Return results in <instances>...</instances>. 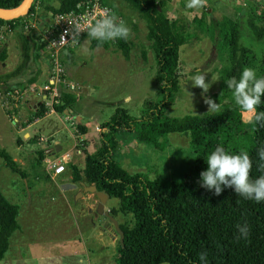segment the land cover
<instances>
[{
    "label": "rangeland",
    "instance_id": "rangeland-1",
    "mask_svg": "<svg viewBox=\"0 0 264 264\" xmlns=\"http://www.w3.org/2000/svg\"><path fill=\"white\" fill-rule=\"evenodd\" d=\"M42 2L52 7L57 5L56 0ZM103 2L112 10L114 7L113 14L123 19L132 29V35L126 41L128 58L125 59L121 55L112 41L106 48H90L89 44H79L64 51L61 64L66 79L79 86L69 91L75 98L70 113L50 112L49 106L40 97L39 87H33L34 82V85L29 84L40 62L49 66V50L39 36L37 44L40 49L35 56H32L31 52L28 53L18 78H10L5 86L0 83V149L7 152L16 163L17 169L25 174L22 178L19 173L12 172L0 158V193L9 204L15 203L19 207L20 215L16 219L20 229L10 236L8 249L0 264H115L119 247L117 234H108V238L113 240L112 245L93 242L95 239L90 236L91 224L96 218L93 214L90 217L91 213L84 197H76L79 191L74 188L75 184L70 187V170L65 167L64 173L58 178L50 179L45 173L44 159L38 163L35 154L38 150H49L47 158L53 160L65 153L67 163L81 170L84 157L99 145L100 124L108 120L115 109L119 108L129 116L139 117L144 109V102L157 101L154 52L145 40V22L123 0ZM185 2L186 0H169L164 8L167 19L178 21L187 36L178 48V92L171 105L164 110L167 117L207 113L203 96L212 98L220 105L228 102V98L219 93L221 70L226 64L224 53L218 49L217 35L207 28L209 20L228 18L237 23L238 43L250 51L251 60L247 66L254 68L257 75L260 70V58L264 55V34L260 39H256L246 28V18L253 11L257 16L258 28L264 32L263 0H207L206 7L199 10L186 8ZM37 5L38 17L43 4L38 1ZM47 13L46 17L41 19L42 24H38L44 28L48 27ZM204 14L206 16L202 18L203 23H197ZM16 34L14 30L4 31L2 36L7 38L6 44L3 38L0 39V51L5 52V59L0 61V76L9 73L19 63L20 51ZM197 69L206 72V82L218 78L211 83L209 91L203 93V96L202 90L193 87L190 80ZM46 77L43 73L36 79L45 82ZM13 91L17 92V95H12L13 98L4 95ZM187 92L194 95L189 97ZM41 106L44 118L33 127L21 130L27 117L40 111ZM249 115L241 112L245 132L251 129V125L245 123ZM76 124L85 126L86 133L80 134ZM57 142L60 150L54 153L52 147ZM116 143L112 155L115 162L129 174L145 173L149 180L161 178L179 182L193 159L188 137L179 134L167 135L162 139L159 149L137 141L131 133H121L116 137ZM79 177V182L88 185L82 173ZM105 207H109L114 213L113 217L120 230L132 227L131 216L115 210L118 207L116 200L109 199ZM81 215H89V218L82 221ZM97 217L99 221L105 219L101 215ZM36 226L39 228L36 234H33ZM110 226L108 223L104 225L108 230H112ZM29 231L33 236H30ZM31 237L38 243H41L40 239L46 241L52 238L44 242V245L47 246V242L53 244L43 249L37 247L36 252L28 247H19L22 240L30 241Z\"/></svg>",
    "mask_w": 264,
    "mask_h": 264
},
{
    "label": "trees",
    "instance_id": "trees-1",
    "mask_svg": "<svg viewBox=\"0 0 264 264\" xmlns=\"http://www.w3.org/2000/svg\"><path fill=\"white\" fill-rule=\"evenodd\" d=\"M22 0H0V9L16 8ZM81 0H56V7L43 4L40 19L46 13H67ZM133 8L146 24L145 40L154 52V79L157 84V101L144 102L139 117H132L117 108L108 120L101 123L98 134V147L87 154L82 168L66 163L70 170V179L79 182L82 173L88 185L118 203V212L129 214L132 227L121 230V243L117 249L115 264H202L198 259L201 251H206L208 264H264V201L259 203L237 195L232 188H224L221 195L202 188L199 184L200 172L207 169L204 156L223 147L227 152L238 154L247 152L253 161L251 177L262 173L257 171L259 157L257 150L264 146V128L251 125L249 132L243 130L241 110L234 105L231 91L224 81L232 76L237 78L243 67L251 60L249 50L239 45L238 25L228 18L209 20L207 28L218 37V49L224 53L226 62L221 70V96L228 102L221 105V111L183 117H167L164 110L169 107L178 92L176 74L178 48L187 39L178 21H169L164 8L169 0H123ZM264 1V0H263ZM32 0L26 14L34 11ZM112 6V5H111ZM256 6V4H253ZM114 10V7H113ZM112 10V11H113ZM24 16V15H23ZM0 19V26L11 24L22 18ZM197 23H203L202 18ZM246 28L256 39L264 34L258 28L257 16L252 11L246 18ZM21 31V30H19ZM19 44V63L7 74L0 76L2 86L16 76L31 52L36 55L40 49L32 34L22 35L16 31ZM110 42L99 45L96 40L89 42L90 48H106ZM121 55L128 58V46L125 40L112 41ZM99 45V46H98ZM4 50L0 51V61L5 59ZM62 62V60H61ZM258 76H264V55L259 61ZM34 79L30 80L31 82ZM11 90H9L10 92ZM257 111H264V96ZM75 102L74 96L60 90L58 102L51 105L55 114L70 113ZM40 111L27 117L25 127L35 119L43 117ZM80 134L87 129L76 124ZM121 133L134 134L139 142L160 148L161 141L169 134L188 137V146L193 154L187 172L179 182L154 178L149 180L145 173L129 174L119 166L112 155L116 149V137ZM44 150L35 152L40 163L47 154ZM0 158L12 172L24 178L25 174L17 169L9 154L0 149ZM223 187V186H222ZM112 215L114 213L111 212ZM17 207L9 204L0 193V260L9 246L10 236L18 231L16 221ZM247 222L250 232L247 239L239 235L236 225Z\"/></svg>",
    "mask_w": 264,
    "mask_h": 264
},
{
    "label": "clouds",
    "instance_id": "clouds-1",
    "mask_svg": "<svg viewBox=\"0 0 264 264\" xmlns=\"http://www.w3.org/2000/svg\"><path fill=\"white\" fill-rule=\"evenodd\" d=\"M207 0H186L185 7L188 9H202L206 7ZM87 33L89 42L96 40L99 45L105 42L122 39L127 41L132 35V29L123 20L114 14L105 13L101 16L92 17L85 26L71 27V31L66 35L71 37L73 43H78L81 32ZM65 39L64 36L61 37ZM98 45V46H99ZM192 86L199 87L203 93H207L211 83L218 80L212 79L206 82V72L197 69L191 76ZM226 87L231 91L234 105L242 112L250 114L245 120L246 124L264 128V111H257L264 96V76H258L256 70L245 66L242 68L239 77L232 76L224 81ZM189 97L194 94L187 92ZM203 102L207 105V113L221 111V105L208 96H203ZM259 162L257 171L262 174L257 178L251 177L253 161L247 152L233 154L227 152L223 147L216 146L213 151L204 156L207 169L200 172L199 184L202 188L213 191L216 196L221 195L224 188H232L234 192L245 199L254 200L259 203L264 201V146L257 150ZM223 186V187H222ZM239 235L237 239H247L249 236V226L245 221L236 225ZM207 252L201 251L198 259L202 264H208Z\"/></svg>",
    "mask_w": 264,
    "mask_h": 264
},
{
    "label": "built area",
    "instance_id": "built-area-1",
    "mask_svg": "<svg viewBox=\"0 0 264 264\" xmlns=\"http://www.w3.org/2000/svg\"><path fill=\"white\" fill-rule=\"evenodd\" d=\"M39 0H34V11L25 14L18 21L11 22V24H4L0 26V39L3 38L4 31H18L22 35L32 34L36 39L41 37V41L49 50L48 65H46V81L39 88L40 97L42 101L47 104L52 112L51 105L58 102L60 90L73 91L79 86L73 82L67 81L64 74V69L61 64L63 52L72 47L79 45L81 42L87 40V33L81 32L79 42L73 43L71 37L66 35V32L71 31V27L77 25L83 27L87 21L92 17L101 16L105 13L113 14L112 9L107 6L103 0H81L74 9L61 14L47 13L49 19L48 27L44 28L43 20L37 17L36 7ZM42 21V22H41ZM41 23L40 25H38ZM37 26V27H36ZM21 30V31H19ZM64 36L65 39L61 37ZM38 52V51H37ZM8 98H13L12 95H17L16 91L13 93H4ZM6 102V101H5ZM67 163V156L62 154L57 159L44 158V169L46 175L50 179L58 178L65 171Z\"/></svg>",
    "mask_w": 264,
    "mask_h": 264
},
{
    "label": "crops",
    "instance_id": "crops-1",
    "mask_svg": "<svg viewBox=\"0 0 264 264\" xmlns=\"http://www.w3.org/2000/svg\"><path fill=\"white\" fill-rule=\"evenodd\" d=\"M9 34H11V33H9ZM3 39H4V43L6 44L7 42V38L6 37H3ZM84 44H89V41H87V40H85V41H83V42H81L80 43V46L81 45H83L84 46ZM36 55H37V53H36ZM39 58V57H38ZM10 71H12V70H10ZM9 71V72H10ZM43 73H45V76H46V65L44 64V63H42V62H40V65H39V67H38V69H36L35 70V73H34V75H33V81L32 82H34V84H32V82H30L29 84H31V85H34L33 87H39L40 88V86L42 85V84H44V82L42 81V82H39V79H36V78H40V76H41V74H43ZM19 74V73H18ZM18 74L16 75V76H14V77H12V78H18ZM1 75H3V74H1ZM47 78V77H46ZM30 85V86H31ZM63 114H67V112H64ZM77 117V116H76ZM42 118H44V117H42ZM42 118H40V119H42ZM40 119H35L33 122H31V123H29L28 125H26L24 128H22L21 130H23V129H29L30 127H33ZM53 143H55V142H53ZM54 145H59V142H57V144H54ZM72 148H73V146H72ZM63 154V153H62ZM64 155H66L65 153H64ZM70 183H71V186L70 187H74V185L72 186V184H75V186L76 187H74L77 191H79L80 193H81V195H80V197L79 198H81V197H84V199H85V201L88 203V208H89V211H90V217H92L91 215L93 214V216L96 218L95 219V222H93L92 224H91V228H92V234L90 235V236H92L91 238H93V239H95V241H93V242H95V243H106V245H112L113 244V240L111 239H109L108 238V234H110V235H112V233H116L115 232V230H114V228H113V226H112V224H111V222H109V220H107V218H105L104 216V218L106 219H104V220H100L99 221V219H98V217L97 216H99L98 214H96V212H95V206H96V204H97V199H96V197H95V195L93 194V193H85V192H82L81 191V188H79V186H80V184H83L82 182H73V181H69ZM66 183V182H65ZM78 183H79V186H77L78 185ZM83 185H85V184H83ZM61 185H59V188H61L60 187ZM85 186H87V185H85ZM67 187H69V186H67ZM81 187V186H80ZM108 197H107V199H106V201H105V203H104V205H103V211H106V212H108V214L109 215H111L112 217H113V215L111 214V210H109L108 208L109 207H105V205H106V203L108 202ZM12 205H15L16 207H17V216H16V219H17V217H19L20 215H19V207L14 203H12ZM110 207H112V206H110ZM115 210H118V207H117V209H115ZM83 214V213H82ZM19 215V216H18ZM102 216V215H101ZM87 218H89V215H87V216H83V215H81V220L82 221H86V219ZM114 218V217H113ZM115 219V218H114ZM116 220V219H115ZM17 221V220H16ZM117 222V221H116ZM106 223H108L109 225H111L110 227H111V229L112 230H108V227L106 228V227H104V225L106 224ZM18 225H20L19 224V222H18ZM19 228H20V226H19ZM38 226H36L34 229L36 230L35 231V233H33V234H36V232H37V230H38ZM17 232V231H16ZM16 232H14L12 235H15L16 234ZM29 233H30V231H29ZM93 233L95 234V235H93ZM30 236H33L31 233H30ZM118 236V235H117ZM12 239H13V236H12ZM11 239V240H12ZM33 238L31 237V240L30 241H28L27 239H25V240H22V242H21V244L19 245V247H25L26 249H27V247L28 248H31L32 249V251H34V252H36V251H38V248L39 249H43V248H47L48 247V245H52L53 243H51V242H47L46 244H47V246H45L44 244V242H46L47 240H50V239H52V238H48V239H46V241L45 240H43V239H40V241H41V243H38L37 241H34V240H32ZM45 239V238H44ZM119 239V238H118ZM92 242V243H93ZM59 243V242H58ZM119 244V243H118ZM18 247V248H19ZM38 247V248H37ZM17 248V249H18ZM86 251H88V246H86ZM4 256V255H3ZM116 256H117V252H116ZM116 258V257H115ZM3 259V258H2ZM1 259V260H2Z\"/></svg>",
    "mask_w": 264,
    "mask_h": 264
},
{
    "label": "water",
    "instance_id": "water-1",
    "mask_svg": "<svg viewBox=\"0 0 264 264\" xmlns=\"http://www.w3.org/2000/svg\"><path fill=\"white\" fill-rule=\"evenodd\" d=\"M32 0H22L21 3L13 9H0V19L2 20H11V19H15L18 18L20 16H23L26 14L27 10L29 9L30 5H31ZM79 118V117H76ZM52 150L54 153H58L60 150V146L59 145H54L52 147ZM49 151V150H48ZM48 151H45V154H48ZM82 187V192L85 193H93L97 199V204L95 206V212L98 215H102L105 218H107V220H109V222H111L116 234L118 235V243H121V236H122V232L119 229V227L117 226V222L116 220L108 214V212L103 211V205L107 199V196L102 193V192H98L96 191L95 187L93 185H83L80 184ZM81 195V193L79 192L77 194V198H79Z\"/></svg>",
    "mask_w": 264,
    "mask_h": 264
}]
</instances>
